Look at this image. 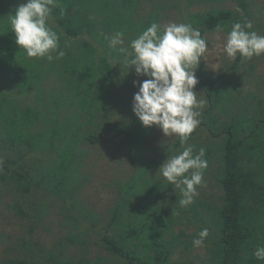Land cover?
<instances>
[{"label":"trees","instance_id":"trees-1","mask_svg":"<svg viewBox=\"0 0 264 264\" xmlns=\"http://www.w3.org/2000/svg\"><path fill=\"white\" fill-rule=\"evenodd\" d=\"M225 1L235 4V8L186 11L180 13L182 22L198 29L204 38L205 33H228L232 24L250 21L252 28L248 31L264 36L262 12L256 8L258 0ZM57 2L58 6L52 8L49 16L53 22L51 27L57 31L60 42L75 43L73 47L68 46L67 58L62 57L63 60L55 63L50 76L57 87L66 88L54 93L55 110L52 112L32 106L19 109L13 93L20 88L0 80V90L10 91L6 98L0 99V108L4 109V104L11 106L8 122L14 132H11V139L0 143V191L5 188L8 194L16 196L15 202L19 205H26L29 198H35L42 189L55 194L63 204L71 198L67 209L71 208L72 217L69 219L72 223L64 234L67 240L62 238L54 249L46 252L32 242L31 237L22 238L21 245L29 249L30 255L7 259L5 264H191L173 258L182 241L186 240L187 244L192 241H189L191 235L183 230H174V220L156 207L167 196L173 198L171 204H174L176 217L181 219L176 211L184 209L188 217L180 221L197 226L193 237H198L203 229L208 230L205 239L211 244L207 250L208 264H264V260H257L253 255L257 247H264V95L260 83L253 85L257 66L264 60V55L251 59L237 55L235 59L224 60V67L215 74L205 68L201 58L195 71L198 80L195 89L201 92L199 100L206 101L198 110L200 124L183 145L178 137L173 143L162 145L161 157L152 162L158 165L162 158L167 159L189 145L193 146L194 154L205 149L207 168L202 170L203 183L214 181L220 190V201L218 205L205 204V213H202L197 210L195 202L181 207L179 188L166 178L149 176L153 169L146 163L144 153L148 127L135 116L133 99L128 101L130 107L124 101L128 98L123 90L134 82L137 74L134 66L128 70L123 64L121 53L109 48L110 38L118 32L124 34L122 46L128 47L131 40L152 23L160 25L162 18L158 10H164V4L156 6L155 13L150 12L135 20L130 12L136 10L132 7L136 0H112L124 8L126 14L101 15L102 19L91 30L82 24L73 2ZM173 7L180 6L174 4ZM2 10L0 8V36L7 35L8 45L15 49L14 33ZM218 24L223 26V31L216 30ZM79 34L84 38L77 37ZM69 60L73 66L68 64ZM39 72L35 69L30 73L33 82L37 83ZM78 83L80 85L75 86ZM33 88L39 89L37 86ZM35 96L42 98L38 94ZM64 105L65 109L68 106L71 109L65 129L57 125L59 112L63 116ZM34 125L39 129L34 130ZM40 126L46 129L40 130ZM83 129H86L84 133ZM46 133L44 141L37 143ZM104 133L111 134L123 144L126 152L133 154L136 167L127 178L112 182V186L116 185V198L107 208L106 218L103 214L100 219L92 212L77 214L79 210L74 209L76 201L72 197L80 190L73 186L83 174L81 166L87 156L80 147L96 144ZM7 147L13 151L5 153ZM54 155L56 157L52 158ZM200 187L197 186V190ZM204 218L208 220L203 221ZM42 220L43 215L39 214L37 221ZM196 222L203 223L196 225ZM91 233L96 234L95 239H89ZM67 245L75 248V255L63 256L69 250ZM94 248L101 249L108 257L99 254L92 257Z\"/></svg>","mask_w":264,"mask_h":264},{"label":"rangeland","instance_id":"rangeland-1","mask_svg":"<svg viewBox=\"0 0 264 264\" xmlns=\"http://www.w3.org/2000/svg\"><path fill=\"white\" fill-rule=\"evenodd\" d=\"M70 1L76 5V11L82 20V24H86V28L91 30H94L96 23L102 19L100 18L101 15L107 16L110 13L126 14L125 9L120 8L117 3L112 2V0ZM26 2L27 0H0V8H3L1 13L4 12L8 17L9 14H14L15 9L20 4ZM159 4H164V10H158V13L162 18L160 24L161 27L170 22H175L178 24L183 23L180 13H184L186 11L207 12L210 9L217 10L220 8H235V4L225 0H136L134 6L132 5V7L136 10L130 12L132 13V19L134 18L136 20L137 18L146 16L150 12L155 13V7ZM174 4L179 5L180 7L175 9L173 7ZM256 8L259 9V12H262L261 22H264V0H258ZM48 24L50 26L53 25V22L49 18ZM3 27L6 29L7 25L4 24ZM226 36V32H209L204 34V39L208 43V50L201 58L205 68H208L211 74H215L221 70L222 67H224V60L231 59L224 52ZM77 37H80V39L84 38V36L80 34ZM7 38V35L0 36V80L3 79L9 82V84L20 88L15 89V92L13 93L16 99L15 103L19 109L32 106L38 108L39 110L42 109L44 111L47 110L46 112H52L55 110L54 99L56 95H54V93H56V91L58 92L64 90L66 87H57V83L51 78L50 72L54 71L55 63L63 60V58H67V48L68 46L73 47L75 42H72L70 45H68L70 42H67L66 40H63L62 42L59 41L60 47L58 51H63L64 56L63 58L59 59L54 58L53 61L49 62L46 58L27 57L22 48H20V50L17 49L16 51V47H18L16 43L14 45L15 49L11 48L12 45H8ZM95 45H98V43L95 42ZM52 55L55 57L56 53H52ZM68 64L73 66L72 60H69ZM35 69L40 70V76H38L40 78H38L37 83L35 81L33 82L32 78L30 77V73ZM16 72H19V74ZM67 78L72 79L73 77L67 76ZM145 79H147V77L136 75L134 81L139 83ZM256 83L261 84L264 95V60H261L257 66L253 85ZM78 85H80V83L75 86ZM33 86H37L39 89H32ZM137 89L138 84L137 86H134V83H130L127 88L123 90L125 92L124 94L128 98L124 99V101H132ZM194 91L197 92V98L199 99L201 97V92L196 89H194ZM7 93H10V91H7V89L0 90V99L6 98ZM35 94H38L39 97L42 98H36ZM58 95L59 94H57V96ZM66 102L68 104L69 99H67ZM63 103H65V101ZM43 105L47 106L43 107ZM130 106L131 105L129 104V107ZM47 107L52 109H47ZM65 108L66 106L64 109H62V117L61 112H59V118L57 122V125L63 129H65L66 118L68 119V115L71 114V109L69 106L67 109ZM9 109H11L9 104H4V109L0 108V143H2L5 139H11V136L13 135L11 133L13 130L10 128L8 122L11 116V111ZM73 115L71 117H73ZM72 125H75V123H72ZM72 125L70 129H72ZM40 127L42 128V126ZM33 128L34 130H38L39 126L34 125ZM43 129L46 128L43 127L40 130ZM147 129L148 133L145 137L147 148L144 153L146 155V163L149 164L151 169H153L151 173L149 172V176L154 178L159 176L161 178L162 174L158 172V170L166 158L164 157L162 160L160 159L161 161H159L158 165H153V163L158 161V159L161 157L163 153L161 148L167 144L173 143L177 136L172 135L167 137L164 135L162 130H160L155 125L148 127ZM85 130L86 129H83V133ZM60 132L62 133L63 131L60 130ZM79 135H82V133L80 132ZM46 136L47 133L41 139H39L37 143L44 141ZM199 138L204 139L203 137ZM56 144H58V142ZM80 148L85 150L87 156L81 166L83 174H81V177H78V183L74 184L73 186L74 188L80 189L73 193L72 198L74 201H76L74 209L79 210L77 214L80 215H84L85 212H92L100 219H102L101 215L104 214L105 219L107 208L112 204V202H114L116 198V185L112 186V182L114 183L118 179H124L125 177L127 178L128 173H132L133 168L136 167L132 159L134 156L130 152H126L123 144L117 141L115 138L113 139L109 133L101 134L99 141L96 144H85L83 146L81 145ZM9 151L12 152L13 150L12 148L8 149L7 147V149H5V153ZM55 157L56 155H54L52 158ZM47 161L51 160L47 159ZM72 179H76V177H73ZM209 181L210 183L204 181L203 186L197 190L198 195L195 196L193 201V203L195 202V205L197 206V210L201 211L202 213H205L203 211L205 204L218 205L220 201L218 198L220 195V190L213 180ZM48 192L42 189L37 193L35 198H29V202H26V205H19V203L17 204L15 202L16 196H11L8 194L5 188L0 191L2 198L0 201V264H5L7 259H11L16 256L30 255L29 249L21 245L22 238L31 237V241L40 245V247L45 252L54 249V246L58 244L62 238L66 239L64 234H66L68 229L71 228L72 223L69 219V217H72V212L69 211L71 208L67 209V207H70L71 198H69L68 203L63 204V200L61 201L55 194H49ZM172 200L167 196L158 202L156 207L161 209L162 214L174 220V230H178V228L183 230L185 234L191 235V237H189V241H193L195 238L193 237V233L196 232L197 226L192 224L185 225L180 221L183 219L185 220L188 217L184 209L176 211L181 215V219L176 217L177 215L173 213L174 204H171ZM198 201H201L202 204L200 205ZM20 211H22V213ZM171 212L172 215H170ZM39 214L43 215V220L40 222L37 221ZM207 220V218L203 219V221ZM200 223L196 222V225ZM209 224L210 223H208L207 226H209ZM29 229H32V231ZM29 231H31L30 236L28 235ZM95 238L96 234L91 233L89 235V239ZM182 242L179 245L178 253L173 254V258L175 260L182 261L184 263L191 262V264L209 263L210 256L207 250L211 246L210 242H206V240H204L201 247H194L192 242L187 244L186 240ZM67 247H69L70 251L68 250V252L63 256L69 257L71 254L72 256L75 255V253H73L75 248L71 245H67ZM95 254L108 257L105 252L97 248L92 249V257ZM38 261L39 260H37V262Z\"/></svg>","mask_w":264,"mask_h":264},{"label":"clouds","instance_id":"clouds-1","mask_svg":"<svg viewBox=\"0 0 264 264\" xmlns=\"http://www.w3.org/2000/svg\"><path fill=\"white\" fill-rule=\"evenodd\" d=\"M57 0H27L20 4L8 19L15 34V43L27 57L46 58L49 62L64 56L58 51L59 35L49 24L48 18ZM252 28L250 21L232 24L227 33L224 52L229 58L251 59L264 55V36ZM217 31H223L217 25ZM123 33H116L109 40V48L115 49L124 57L123 64L134 66L137 76L148 77L138 84L133 96L132 110L145 127L157 126L165 136H177L183 145L190 134L200 124V109L206 101L197 98L194 91L198 83L195 71L201 57L208 50L207 41L200 31L189 23L170 22L163 27L152 23L128 47L122 46ZM119 46V47H118ZM131 49V50H129ZM52 53H56L55 57ZM117 64V63H116ZM205 149L193 153V146L170 155L159 167L158 172L166 180L179 188V205L186 207L193 203L197 186L203 184V169L207 168ZM208 236L203 229L194 238V247H201ZM257 260H264V247H257L253 253Z\"/></svg>","mask_w":264,"mask_h":264}]
</instances>
